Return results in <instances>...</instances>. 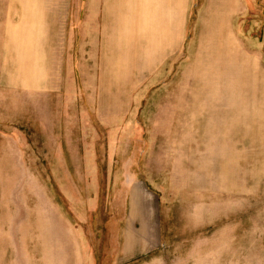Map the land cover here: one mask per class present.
I'll return each instance as SVG.
<instances>
[{
  "label": "rangeland",
  "instance_id": "obj_1",
  "mask_svg": "<svg viewBox=\"0 0 264 264\" xmlns=\"http://www.w3.org/2000/svg\"><path fill=\"white\" fill-rule=\"evenodd\" d=\"M46 1L0 0V264H264V0Z\"/></svg>",
  "mask_w": 264,
  "mask_h": 264
},
{
  "label": "crops",
  "instance_id": "obj_2",
  "mask_svg": "<svg viewBox=\"0 0 264 264\" xmlns=\"http://www.w3.org/2000/svg\"><path fill=\"white\" fill-rule=\"evenodd\" d=\"M47 3H48V5H45L46 7H50V8H52L53 7V5H51V0H48V1H46ZM94 8H96V2L94 3ZM112 20H113V16L111 17V19H109V23H111L112 22ZM107 28H109V25H107L106 27H105V29H107ZM26 44V43H25ZM111 44H108L107 46H106V50H105V57H112V51H111ZM173 46H175L174 44H173ZM179 46H180V43H179ZM117 57V56H116Z\"/></svg>",
  "mask_w": 264,
  "mask_h": 264
}]
</instances>
